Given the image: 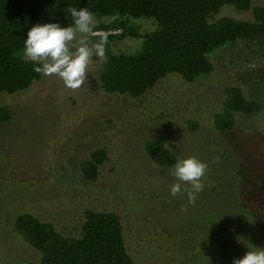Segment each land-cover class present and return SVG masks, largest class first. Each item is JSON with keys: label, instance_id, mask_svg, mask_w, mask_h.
<instances>
[{"label": "rangeland", "instance_id": "374dc122", "mask_svg": "<svg viewBox=\"0 0 264 264\" xmlns=\"http://www.w3.org/2000/svg\"><path fill=\"white\" fill-rule=\"evenodd\" d=\"M251 2L264 5V0ZM221 15L251 17L250 10L231 6ZM151 21L139 18L134 23L144 33L155 27ZM94 22L64 34L73 50L64 71L50 72L51 48L46 43H29L25 57L42 62L41 78L25 90L0 93V106L10 111L9 120H0V264L36 258L14 229L18 214H37L59 231L76 234L87 208L117 213L136 264H258L263 243L219 248L209 232V218L196 214L210 187L199 167L209 174L204 164L220 160L214 155L217 150L200 152L203 139L198 143L200 133L189 132L185 122L196 105L208 101L205 97L219 96L222 85L231 82L261 104L258 112L236 115L244 147L253 150L264 144L259 140L264 135V81L259 78L264 76V37L236 42L214 54L213 76L187 82L168 75L144 95L132 97L101 88L103 44L88 38L97 36L90 28ZM140 43L125 36L110 44L113 51L133 52ZM154 136L177 156L175 166L160 167L146 156L144 141ZM97 146H104L109 157L94 181L82 179L79 163Z\"/></svg>", "mask_w": 264, "mask_h": 264}, {"label": "trees", "instance_id": "16d2710c", "mask_svg": "<svg viewBox=\"0 0 264 264\" xmlns=\"http://www.w3.org/2000/svg\"><path fill=\"white\" fill-rule=\"evenodd\" d=\"M230 6L250 10L251 17L217 16ZM139 18L151 19L155 27L138 32L134 20ZM91 19V29L119 30L88 37L103 44L101 88L132 97L144 95L168 75L187 82L213 76L214 54L236 42L264 37V5L251 0H0V93L25 90L41 78L42 62L25 57L31 42L41 40L51 48L50 72L66 70L73 50L64 34ZM125 36L139 38V49L113 51L110 43ZM259 78L264 81V76ZM220 91L196 105L185 124L189 132L200 133L202 154L208 148L217 150L214 155L220 161L204 164L209 174L199 167L210 187L196 214L209 218L214 244L230 250L253 241L264 244V144L257 143L253 150L244 147L241 130L235 128L237 114L258 112L261 104L238 84L226 82ZM9 119V109L0 106V120ZM143 149L160 167L178 162L159 136L147 138ZM108 157L104 146L91 149L79 163V177L94 181ZM14 229L36 252L35 259L20 264H136L125 246L120 218L112 210L85 209L76 234H65L50 219L31 212L18 214ZM260 257L258 264H264V253Z\"/></svg>", "mask_w": 264, "mask_h": 264}, {"label": "built area", "instance_id": "2783aa9c", "mask_svg": "<svg viewBox=\"0 0 264 264\" xmlns=\"http://www.w3.org/2000/svg\"><path fill=\"white\" fill-rule=\"evenodd\" d=\"M115 32H119V30H113V31H105L102 29H97L95 31L92 32L93 35H105V34H112Z\"/></svg>", "mask_w": 264, "mask_h": 264}]
</instances>
